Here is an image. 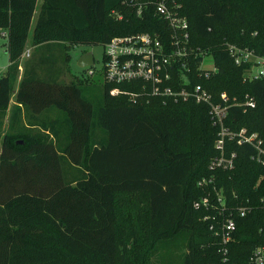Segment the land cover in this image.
I'll return each instance as SVG.
<instances>
[{
	"label": "trees",
	"instance_id": "16d2710c",
	"mask_svg": "<svg viewBox=\"0 0 264 264\" xmlns=\"http://www.w3.org/2000/svg\"><path fill=\"white\" fill-rule=\"evenodd\" d=\"M179 1L192 44L208 50L218 68L209 78L194 73L193 82L208 88L214 101L223 91L239 100L253 96L256 106H231L226 124L264 138V76L245 80L248 65L236 64L227 49L232 43L264 55V0ZM36 2L0 0L10 61L0 76L1 117L15 90ZM114 7L126 13L123 20L111 14ZM159 27L161 34L168 31L158 15L137 16L117 0H44L32 43L65 47L69 57L74 45H104L115 35ZM38 61L47 75L36 60L27 66L12 123L25 111L40 131L11 130L0 141V264L126 263L124 239L181 234L186 251L180 264H197L199 253L208 264H225L224 249L230 263L244 264L264 246V164L252 158L251 145L227 141L226 155L236 152L234 166L209 168L219 153V128L207 104L159 96L133 102L113 92L141 81H105L103 94L93 98L74 75L67 80L69 70L57 59ZM203 178L213 181L199 185ZM206 195L213 206L197 208ZM242 206L249 209L245 215L238 214ZM230 212L237 225L223 243L216 231Z\"/></svg>",
	"mask_w": 264,
	"mask_h": 264
},
{
	"label": "built area",
	"instance_id": "2783aa9c",
	"mask_svg": "<svg viewBox=\"0 0 264 264\" xmlns=\"http://www.w3.org/2000/svg\"><path fill=\"white\" fill-rule=\"evenodd\" d=\"M118 5L126 7L143 16L145 12H153L166 21L168 31L141 30L124 35L113 36L105 46L104 52V79L110 83L141 81L142 84L135 89L116 87L114 94H127L133 102H137L142 96H159L164 99L172 98L175 101L193 100L197 103L207 104L210 119L213 125L219 128L215 147L219 153L210 161V169L232 168L236 152L226 155L227 141L237 144H249L255 152L252 158L264 164V138L256 131H250L246 127L239 130L231 129L226 124L229 108L234 105L244 108L255 107L256 99L246 95L244 100L236 96L230 97L226 91L220 94L219 100L214 101L212 93L201 83L193 82L192 76L209 78L218 71L213 55L200 46H194L189 31V22L181 13L182 3L179 0H117ZM111 14L118 20H123L126 13L114 7ZM227 49L234 57L238 65L246 64L245 80H256L264 76V55L256 50L227 43ZM212 57V63L207 64L208 57ZM88 75L95 72L90 66ZM245 109V110H246ZM213 181V178H203L199 185H205ZM221 200V197L218 198ZM224 204V202H223ZM197 208L213 206L210 196H203L195 202ZM247 206L238 207V214L245 215ZM223 211V209H222ZM208 218V216L206 217ZM236 219L232 212L219 220V229L216 234L222 238L223 243L228 242L236 229ZM214 229L213 226H211ZM223 262L230 263L227 249H224ZM243 264V263H241ZM264 264V246L256 248L247 263Z\"/></svg>",
	"mask_w": 264,
	"mask_h": 264
},
{
	"label": "rangeland",
	"instance_id": "374dc122",
	"mask_svg": "<svg viewBox=\"0 0 264 264\" xmlns=\"http://www.w3.org/2000/svg\"><path fill=\"white\" fill-rule=\"evenodd\" d=\"M44 9V0H37L35 5V14L31 23L29 35L27 38V43L24 48L23 53L20 57V66H19V74L14 85V89L16 90L19 87V84L22 80L23 74L27 66H30L33 62L39 64L38 70L42 76L47 75L45 68L47 65L40 64L39 58H46L48 63H53L55 59L58 61V65H63L67 70H69L67 80L71 79V76H75L84 86V94H92L95 95L93 98L100 97L103 94V87L105 84L104 79V52L105 46L102 44L96 45H87V44H78L70 47L68 51L69 57L65 52V47H59L51 45L49 48L45 46H38L32 43V31L34 24L41 11ZM8 44V33L5 30H0V76L4 75L7 72L9 61V53L7 51ZM48 48V49H47ZM48 50V53L47 51ZM91 51L95 58V63L92 66L94 70L93 75H88V70L84 67L78 65V58L83 55L85 52ZM65 61V63H64ZM207 64L212 63V57H208L206 60ZM72 73V74H71ZM15 90L14 93L15 94ZM14 96L11 98L13 101ZM97 111L98 100L94 99ZM11 104V101H10ZM13 104L10 109L6 110L4 116H0V141L5 133L13 130L20 131L25 130V132H39L40 128L38 126L32 127L31 121L26 114V112H22L20 116L12 123L13 118ZM53 112L57 111V108L52 109ZM53 116V115H50ZM12 124L14 128H12ZM67 167V166H66ZM68 172L72 174L76 172L73 168L70 170V166H68ZM120 208V207H119ZM118 208V210H119ZM122 212L123 210H119ZM127 242L126 253L129 255V260L126 263L119 264H180L183 258V254L185 250L186 237L184 235H178L172 238H167L163 240H146V239H135L134 242L130 239H124ZM198 242V241H197ZM153 246V249H151ZM200 247V246H199ZM201 251V250H200ZM207 258L199 253L197 258V264H208Z\"/></svg>",
	"mask_w": 264,
	"mask_h": 264
},
{
	"label": "water",
	"instance_id": "95a60500",
	"mask_svg": "<svg viewBox=\"0 0 264 264\" xmlns=\"http://www.w3.org/2000/svg\"><path fill=\"white\" fill-rule=\"evenodd\" d=\"M77 63L79 66L84 67V68L93 66L95 63V58H94L93 53L91 51L85 52L83 55H81L78 58Z\"/></svg>",
	"mask_w": 264,
	"mask_h": 264
},
{
	"label": "crops",
	"instance_id": "0c3cea01",
	"mask_svg": "<svg viewBox=\"0 0 264 264\" xmlns=\"http://www.w3.org/2000/svg\"><path fill=\"white\" fill-rule=\"evenodd\" d=\"M34 26H35V24H34ZM33 29H34V27H33ZM32 33H33V31H32ZM31 40H32V37H31ZM17 90H18V88L15 90V94L12 95V97L14 96V99H13V101L11 100V104H9L8 109H10V107L12 106V104H13V107H15L17 105V101H16V98H15ZM147 221H148V219L145 218L144 219V222L147 223Z\"/></svg>",
	"mask_w": 264,
	"mask_h": 264
}]
</instances>
